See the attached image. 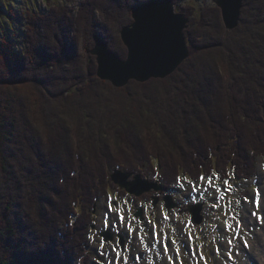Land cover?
Wrapping results in <instances>:
<instances>
[{"label":"trees","instance_id":"16d2710c","mask_svg":"<svg viewBox=\"0 0 264 264\" xmlns=\"http://www.w3.org/2000/svg\"><path fill=\"white\" fill-rule=\"evenodd\" d=\"M124 1L81 0L75 18L66 5L24 15L0 1V264H73L112 166L154 173V163L166 188L180 173L231 166L243 181L255 171L248 160L264 158V0H243L231 30L217 6H182L196 24L184 34L190 56L165 78L118 88L96 77L90 51L102 41L125 58L119 31L149 0ZM76 18L82 46L67 40ZM18 20L28 22V45ZM34 179L44 183L35 192Z\"/></svg>","mask_w":264,"mask_h":264},{"label":"rangeland","instance_id":"374dc122","mask_svg":"<svg viewBox=\"0 0 264 264\" xmlns=\"http://www.w3.org/2000/svg\"><path fill=\"white\" fill-rule=\"evenodd\" d=\"M1 2H2V4H6V3H10V5H11V8H9L10 10L12 9V10H17V11H21L22 13H24L25 11H29L31 8H32V5H31V1H33V0H0ZM35 1H37L38 2V4L40 5V6H42V7H44V5L47 3V1H49L50 3H53L55 0H35ZM126 1V0H125ZM124 1V2H125ZM60 3L62 2L63 4L62 5H60L59 7H65V4L66 5H76L77 4V0H62V1H59ZM171 2H174L173 0H171ZM186 3L184 4L183 3V6L185 7V6H188V5H192V6H194V8H196V9H199V7L200 6H203V5H207V4H210V5H213V6H217L216 5V3H214V0H188V2L187 1H185ZM146 2H144V3H142V4H145ZM142 4H140V5H142ZM196 6H195V5ZM139 6V5H138ZM74 7H77V5L76 6H74ZM136 7V6H135ZM134 7V8H135ZM218 7V6H217ZM51 8H56V6H52ZM133 8V9H134ZM181 8V7H180ZM219 8V7H218ZM132 9V10H133ZM220 10V9H219ZM5 11L7 12L8 10H6L5 9ZM48 12L49 11H46L45 13H43L44 15L45 14H48ZM100 11H98V13H99ZM195 14H196V16L199 14L198 13V11H196L195 10ZM220 15H221V12H220ZM73 17L75 18L76 17V14H75V12H73ZM129 17H130V19H129V21H130V24L134 21V17H133V11H131L130 12V15H129ZM1 19H3V15H0V21H1ZM221 19H222V16H221ZM5 20H6V18H5ZM8 20V19H7ZM74 20V19H73ZM9 21V20H8ZM19 21V20H18ZM222 22H223V19H222ZM27 24V26L25 27L24 26V24ZM129 24V25H130ZM49 25H52V26H55V25H53V24H49ZM48 25V26H49ZM81 25V26H80ZM194 25H196V24H194L193 22H192V14L191 15H188V19H187V22H186V25H185V27L183 28V30H182V32H183V35L185 34V29H187V27L189 28V27H193ZM127 26V25H126ZM29 26H28V22L26 21V22H23V21H19L18 22V25H17V28H18V30H19V33H18V35H19V37H22V35H24V38H22V39H24V42L27 44V42H26V39H27V37L25 36V34L24 33H26V31H27V28H28ZM51 27V26H50ZM56 27V26H55ZM56 28H58V30H60V27H56ZM123 28V27H122ZM121 28V29H122ZM29 29V28H28ZM52 29V28H51ZM121 29H120V31H119V36H120V38H121ZM231 30V29H230ZM49 33H50V30H49ZM82 33H83V21L81 20V19H75L74 20V23H73V25H72V28H71V30L69 31V37L67 38V40H68V42L69 41H71V39H75V37H76V46H82V44H83V36H82ZM50 38V37H49ZM185 39H186V37H184ZM20 39V38H19ZM57 39L59 40V45L60 44H62L63 43V45L65 44L64 43V41H66L65 39H64V37L62 36V35H60V38H58L57 37ZM186 41H187V39H186ZM99 41H97L96 43H98ZM121 42H122V44H123V46L121 47V50H124V49H126V51L124 50V52L125 53H123L124 54V56L126 57V54H127V47L125 46V44L123 43V40H122V38H121ZM95 43V44H96ZM188 43V42H187ZM94 44V45H95ZM28 45V44H27ZM94 47V46H93ZM14 49L15 50H18V51H23V48L22 47H18V46H16V45H14ZM187 49H188V55H187V57L186 58H188L190 55V47L188 46L187 47ZM90 53H91V51H90ZM122 54V55H123ZM91 55L92 56H94L95 57V65H96V69H97V66H98V62H97V59H96V55L95 54H92L91 53ZM185 58V59H186ZM184 59V60H185ZM183 60V61H184ZM182 61V62H183ZM181 62V63H182ZM180 63V64H181ZM89 64H90V62H89ZM89 64H87V67H88V65ZM179 64V65H180ZM85 66H86V64L84 65V64H82V67H84L85 68ZM173 72V71H172ZM171 72V73H172ZM183 74H185V71H184V73ZM95 75H96V77L98 78V79H100V80H104V81H109V80H106V79H103V78H101L98 74H97V72H96V70H95ZM169 75V74H168ZM167 76V75H166ZM166 76H164V77H150L151 79H155V78H165ZM94 77V76H93ZM95 77V78H96ZM150 78L149 79H147V80H145V81H139V80H135V79H129L128 81H127V83H125L123 86H115L112 82H110V84L113 86V87H118V88H123V87H126L127 85H134V84H141V83H144V82H147V81H149L150 80ZM21 85H25V86H28V84H31V83H29V82H25V83H20ZM18 84H16L15 85V87L17 86ZM205 87L204 88H206V86H208V83H205V84H203ZM0 86H2V85H0ZM2 87H4V86H2ZM50 96V95H49ZM49 99L51 100V99H53L52 98V95L49 97ZM53 102L55 101V100H52ZM73 134V133H72ZM74 135V134H73ZM125 136H127V139H128V141L127 142H133L131 139H129V138H131V136L129 135V133L127 132L126 133V135ZM111 141V140H110ZM107 143V142H106ZM108 143H110V142H108ZM36 145H37V142H36ZM125 145V144H124ZM129 146H130V144H128ZM34 147H36L35 145H34ZM71 147H73L72 146V143H71ZM129 147H127V149H128ZM131 148V147H130ZM132 149V148H131ZM103 150H106L107 151V149H104L103 148ZM133 150H136V151H143V149L141 148V147H134L133 148ZM96 151H99V152H97L98 154H99V156L102 158V159H104L105 158V156L107 155V153L104 155V154H102L101 153V149H96ZM108 152V151H107ZM60 154V153H59ZM60 156V158H61V160H58L57 159V157H56V161L59 163V165L61 166V163H65V156H61V155H59ZM67 159V158H66ZM75 159V158H74ZM118 160H121V158L120 157H118ZM71 161V160H70ZM248 164H254V166H255V173H254V175L255 176H252V175H250V176H248L246 179H245V181L243 182V184H244V186H242V188H245V189H247V188H249L250 186V190H249V200L251 201V203H249L248 201L247 202H245V201H243V199L244 198H242L241 197V194L240 193H235V194H231V196L233 195V196H236L237 198H238V201L239 200H241V203H239V208H240V211L242 212V217H244V219H245V222H246V226H253V229L250 231V233H251V237H249L248 239H250L252 242H250V244L248 245V246H246V247H243L241 244H240V242H238V241H240V240H237V241H233V238H232V233L231 232H229V233H227V235H226V238L224 237V235H225V232H224V227L223 226H221V222H219V223H217L216 221H214L213 220V218H212V216H211V214H209L208 216H206L205 215V218H204V220H203V222H201L200 224H199V226H200V229H202V230H206V232H208V233H210L211 235L209 236V238H210V244H214L213 242H214V240H215V242H218L219 241V245H220V249H221V251H224L225 253H223V252H221V254H220V258L219 259H217L216 260V262H217V264H234V262H235V260H238V259H240V261H241V264H264V263H260V260L258 259V256L260 255V248L258 247L259 246V242H257L258 240H259V238L261 237H264V236H260V235H258V233H260V234H264V219H261V217H264V207H262L261 209H257V214L259 215V219L257 220L256 218H255V216H253L252 215V213L251 212H254L253 210H252V205H253V207H254V204H253V202L255 201V198L257 199V198H259V200L261 199V204L262 205H264V158L263 157H261V156H259V157H256V158H254V160L253 159H249L248 160ZM139 165V164H138ZM112 168H114V166H112ZM61 170V169H60ZM148 170V169H147ZM116 171H118L119 172V176H120V179H119V182H122L123 181V179H122V175L123 174H128V173H126L127 171H126V169H123V168H117V166L115 167V169H113V172H116ZM131 176H127V177H125V180H130V181H132L133 182V184H132V188H136L137 186H138V184H139V182H138V180H140V179H134V177H133V174H132V177L130 178ZM184 177V176H183ZM188 177H190L189 175H188ZM187 177V178H188ZM185 178V177H184ZM43 179V178H42ZM42 179H34V182H33V185H31V187H32V190L33 191H35L34 190V188L36 189V188H41V187H44V183H42V184H40L41 182L40 181H42ZM124 180V181H125ZM82 181H83V179H82ZM40 182V183H39ZM51 183V182H50ZM112 183H115V181H113ZM181 184V185H180ZM194 184L195 183H192V182H190V180L189 181H186V180H181V179H176L175 181H174V184H173V186H172V189L171 190H173L174 191V193H173V195H172V198H173V200L172 201H177L179 204H180V206L177 208V209H179V210H181V212H191V210L192 209H194V210H196L197 212H198V210H199V207L201 206V204H200V202L199 201H205V198L206 197H208L209 196V198L210 199H215V189L214 188H207V189H204V190H202L201 192H200V194L198 195V196H196L194 193H193V187H194ZM239 185H241L240 183H239ZM37 186V187H36ZM114 186V185H113ZM30 187V188H31ZM139 187L140 188H146L147 187V183L146 182H144V181H140V185H139ZM91 189L89 190V192H90V194L92 195V193H91V191H93V189H94V185L92 186V187H90ZM31 190V189H30ZM178 195V196H177ZM180 198V200H177V198ZM196 198H198V199H196ZM194 199H196V200H194ZM163 200H164V202H165V198H163ZM194 200V201H193ZM0 201H1V199H0ZM191 202V203H190ZM166 203V202H165ZM169 203H171V202H169ZM189 203V204H188ZM184 204V205H183ZM188 204V205H187ZM233 207L235 206V204H234V202H231L230 203ZM187 205V206H186ZM93 206L98 210V211H100V212H102L104 209H105V202H104V198H103V195H101L100 197H99V200H98V202L96 203V204H93ZM223 207H226V203H224V206ZM232 207V208H233ZM2 202H1V212H2V217H4V215H5V213H6V210H2ZM204 208H208V209H210V210H212V207L210 206V204H208V205H206V206H204ZM255 208V207H254ZM160 212H158V214H159ZM200 213V212H199ZM179 214H181V215H183V213H178L177 212V215H179ZM187 214V213H186ZM173 215H175V213L174 212H171V216H173ZM101 216H102V214H98V216H97V219H95V223L96 222H99L98 220L101 218ZM185 217H186V215L184 216V218H181V219H183V221H184V219H185ZM216 218H219V216H217ZM126 219H127V221L129 220V222L130 221H132L133 219H135V218H133L132 216H128V217H126ZM97 220V221H96ZM126 221V222H127ZM213 224H217V228H218V233H217V231H214V230H212V225ZM96 226H98V225H96ZM125 231L129 234V232L127 231V229H125ZM249 233V234H250ZM260 236V237H259ZM221 240V241H220ZM264 240V239H263ZM135 241V239L134 238H132V236H131V234L129 235V238H128V240L126 241L127 243H129V242H134ZM229 241H231V243H229ZM98 242H99V240H98ZM98 242H94V241H91L90 243H91V248L94 250H96L97 251V254L98 255H102L103 256V254H105V252L106 251H109V253H111V250H106L104 247H101V245L98 243ZM255 243H257L258 244V246L255 244ZM261 244V243H260ZM251 246V248L249 249V247ZM249 249V250H248ZM87 250H89V251H91V249L89 248V246L87 247ZM137 250H139V248L137 249ZM251 250H253L254 251V253H252V255H253V259H249V253H251ZM260 251V252H259ZM233 252V254L234 255H236V258L234 259H229L230 257H229V255L227 254V253H232ZM90 259H92V257L90 258ZM26 262H24V264H25Z\"/></svg>","mask_w":264,"mask_h":264},{"label":"water","instance_id":"95a60500","mask_svg":"<svg viewBox=\"0 0 264 264\" xmlns=\"http://www.w3.org/2000/svg\"><path fill=\"white\" fill-rule=\"evenodd\" d=\"M220 7L224 25L233 29L240 17L243 0H214ZM134 21L121 29V38L127 47L125 59L111 52L105 43L98 42L91 49L96 55L97 74L123 86L129 79L145 81L150 77L170 74L187 57L188 49L183 35L187 17L175 13L170 0L148 2L135 7ZM119 182V172L112 175ZM128 174H123L125 180ZM131 190L129 183L119 182Z\"/></svg>","mask_w":264,"mask_h":264},{"label":"snow or ice","instance_id":"6c2138e0","mask_svg":"<svg viewBox=\"0 0 264 264\" xmlns=\"http://www.w3.org/2000/svg\"><path fill=\"white\" fill-rule=\"evenodd\" d=\"M199 179L200 180H204L205 177L201 176ZM212 179H213V177L211 175L209 177H207V180H208L209 184L212 183ZM228 184H229V181H227V180L223 181V185H228ZM245 200L247 201V198H245ZM248 202L251 203V201H248ZM255 205H256L257 209H261L262 207H264V205L261 204V201L259 200V198H257L255 200ZM109 208H111V205L109 206ZM253 215H255V213H253ZM165 219H168L167 215H165ZM233 219H235V217H233ZM261 219H264V217H261ZM119 220H120L121 223H123L125 221V215L123 213V210H120ZM191 223L192 222H189L188 226H190ZM236 224L238 226L239 225V221H236ZM223 227L226 228L229 231L233 230V225L229 224L227 221L224 222ZM127 231L128 232L134 231V229L132 228L131 224L128 225ZM187 239H188L190 245H194V238H193V234L192 233H190V232L188 233ZM176 243H177L176 239H171V241L169 243V237L164 236V238H163V252L165 254H167L169 252L170 247L175 246ZM229 243H231V241H229ZM117 245H119V241H117ZM101 247H103V241L101 242ZM113 251H116V249L114 248ZM184 254L187 255L188 253H184ZM181 255H182L181 249L178 248V247L175 248V255L174 256L169 255L167 257V260H168L169 264H184L183 259H181ZM192 255L199 256V260L197 261V264H200V261H203V264H207V258L204 257L199 251L194 250L192 252ZM116 258H117L118 261L121 258V253L119 251H116ZM127 262H128V257H123V264H127Z\"/></svg>","mask_w":264,"mask_h":264},{"label":"bare ground","instance_id":"6f19581e","mask_svg":"<svg viewBox=\"0 0 264 264\" xmlns=\"http://www.w3.org/2000/svg\"><path fill=\"white\" fill-rule=\"evenodd\" d=\"M189 45H187V47H188ZM263 60V59H262ZM246 62V61H245ZM225 70V69H224ZM256 71V70H255ZM226 72V71H225ZM221 76V75H220ZM254 76V75H253ZM228 77V76H227ZM261 77V76H260ZM219 78V77H218ZM225 79V78H224ZM220 80V79H219ZM222 81V80H221ZM224 81V80H223ZM260 83V82H259ZM205 87V86H204ZM207 88V87H206ZM197 89V88H196ZM193 90V89H192ZM202 90V89H201ZM199 93V92H198ZM195 94V93H194ZM221 94V93H220ZM230 96V95H229ZM187 97V96H186ZM193 98V97H192ZM190 99V98H189ZM196 100V99H195ZM240 100V99H239ZM202 103V102H201ZM221 103V102H220ZM219 103V104H220ZM190 104H191V102H190ZM234 105V104H233ZM214 106V105H213ZM251 106V105H250ZM187 107V106H186ZM219 107V106H218ZM247 107V106H246ZM221 108V107H220ZM225 108V107H224ZM235 108V107H234ZM263 109V108H262ZM242 111V110H241ZM227 112V111H226ZM225 114V113H224ZM216 115H217V113H216ZM225 116V115H224ZM244 118V117H243ZM189 120V119H188ZM203 120V119H202ZM191 121V120H190ZM211 121V120H210ZM208 123H210V122H208ZM219 123V122H218ZM221 123V122H220ZM212 124V123H211ZM214 124V123H213ZM208 125V124H207ZM215 125V124H214ZM217 125V124H216ZM242 125V124H241ZM220 126V125H219ZM219 126H217V128L219 127ZM209 127H207L206 129H208ZM211 130V129H210ZM209 130V131H210ZM222 130V129H221ZM225 131V130H224ZM208 133V132H207ZM211 134V133H210ZM206 136L208 135V134H205ZM228 135V134H227ZM56 136V135H55ZM213 136V135H212ZM211 136V137H212ZM245 136V135H244ZM226 139V138H225ZM70 143V142H69ZM133 145V144H132ZM52 155H55L54 153L52 154ZM236 155V154H235ZM56 157L57 156H53V159L54 160H56ZM251 157V156H250ZM80 158V157H79ZM67 166V165H66ZM229 166H231V165H229ZM238 166V165H237ZM137 167V166H136ZM117 168H121L120 166H117ZM114 169V168H113ZM235 169V166H231V167H229V168H227V169H223V171H225V172H228V171H233ZM149 171V170H148ZM190 171V170H189ZM105 172V171H104ZM76 173H77V171H76ZM127 173V172H126ZM66 177V176H65ZM133 177H134V179L136 178V179H141V177H142V173L140 172V173H138V172H133ZM185 178H187L188 177V175H185L184 176ZM131 178V177H130ZM172 178V177H171ZM189 178V177H188ZM176 179H178V176L175 178V179H173L172 181H173V183H174V181L176 180ZM113 185H114V191L116 192V194H119V191L117 190V187H116V182L115 183H113ZM181 185V184H180ZM93 186V185H92ZM91 186V187H92ZM91 189V188H90ZM31 191H33V190H31ZM79 191V190H78ZM81 191V190H80ZM93 191H94V189H93ZM93 191H91V193L93 192ZM33 192H35V191H33ZM30 196V195H29ZM20 197V196H19ZM39 197V196H38ZM156 199H158V200H161L160 199V197H158V196H154ZM163 198H165V196L163 195L162 196ZM43 199V198H42ZM71 199V198H70ZM98 200H99V198H98ZM98 200L96 201V202H94V204H96L97 202H98ZM173 199H172V197H171V203H166L167 204V207H166V210H167V212H165V214L167 215V216H171V212H172V209H174V208H178L179 206H180V204L177 202V201H172ZM46 201V200H45ZM84 201H85V199H84ZM39 203H41L40 201H39ZM129 204L130 205H132V200H129ZM184 205V204H183ZM41 206V205H40ZM39 206V207H40ZM65 207V206H64ZM136 208H138L139 210H140V212L141 213H143L144 212V210H145V206H143V205H141V206H139V205H137L136 206ZM224 208V210H226V208L227 207H223ZM43 209H45V207H44V205H43ZM16 211V210H15ZM46 212V211H45ZM90 214H91V216H90V219H91V221H93L94 220V222H93V224L95 223V217H94V215H93V213L92 212H90V211H88ZM26 213V212H25ZM130 214H128L127 216H125V221H127V219H126V217H128ZM152 216H157V217H159V218H162V214L161 213H159L158 214V212H156V213H153L152 214ZM174 216V215H173ZM25 217V216H24ZM64 218H65V216H64ZM66 219V218H65ZM62 222H63V220H62ZM66 222V221H65ZM131 222V221H130ZM130 222H129V220L126 222L127 224H130ZM25 226V225H24ZM120 227V229H121V231H122V227H121V225L119 226ZM1 232V231H0ZM37 233V232H36ZM226 233H229V231L227 230L226 231ZM258 235H262V236H264V234L262 233V234H260V233H258ZM34 236V235H33ZM53 236V235H52ZM259 236V237H260ZM48 237V236H47ZM74 237V236H73ZM22 238V237H21ZM264 237H260L259 238V240L257 241V242H259V246H258V244L257 243H255L259 248H260V255L258 256V259L260 260V263H264ZM6 241V240H5ZM261 243V244H260ZM123 244H124V246H125V248L127 249L128 248V243L127 242H123ZM19 253V252H18ZM252 253H254V251L253 250H251V253H249V259L251 258V259H253V255H252ZM10 255V254H9ZM76 259L77 258H75V259H73V262L75 261L76 262ZM76 264H78V263H76Z\"/></svg>","mask_w":264,"mask_h":264}]
</instances>
